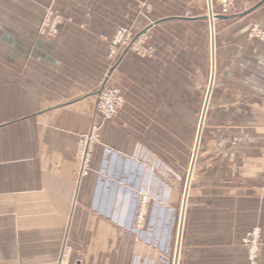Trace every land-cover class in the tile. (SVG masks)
Segmentation results:
<instances>
[{"label": "crops", "instance_id": "1", "mask_svg": "<svg viewBox=\"0 0 264 264\" xmlns=\"http://www.w3.org/2000/svg\"><path fill=\"white\" fill-rule=\"evenodd\" d=\"M49 6L67 19L50 39ZM249 10L212 23L208 0H0V264H57L65 241L69 264H173L199 127L178 264H248L254 228L264 264V43L246 37L264 0ZM120 27L150 53L110 67ZM107 76L124 104L85 166Z\"/></svg>", "mask_w": 264, "mask_h": 264}, {"label": "built area", "instance_id": "2", "mask_svg": "<svg viewBox=\"0 0 264 264\" xmlns=\"http://www.w3.org/2000/svg\"><path fill=\"white\" fill-rule=\"evenodd\" d=\"M233 0H221L223 12H228L232 7ZM62 14L57 10H47L46 20L40 27V34L42 36H48L50 38L56 37L59 31V26L66 21ZM250 36H255L264 41V33L254 29ZM144 39L136 36L129 28L120 27L116 30L113 37L108 42L109 53L108 57L112 64H114L120 54L124 50L134 49L138 53L148 54L150 49L144 48ZM124 103L120 90L111 88L107 83H102L101 89L97 96L95 112L99 122L91 123L89 132L82 137V141L79 144V152L83 158V165H87L89 162L92 146L98 140V131L102 123L112 120L117 114L118 110ZM146 201L145 197H142L139 202V206L135 216V228L140 229L143 227L146 216ZM243 245L247 252L248 264H257L260 246H261V233L259 228H254L249 231L243 239ZM71 255L70 246L64 242L57 264H69ZM79 263V260L76 264Z\"/></svg>", "mask_w": 264, "mask_h": 264}, {"label": "rangeland", "instance_id": "3", "mask_svg": "<svg viewBox=\"0 0 264 264\" xmlns=\"http://www.w3.org/2000/svg\"><path fill=\"white\" fill-rule=\"evenodd\" d=\"M240 1H242V0H233V3H232V7H231V9L228 11V12H223V7H222V4H221V0H220V5H221V7H220V13H218V14H214L213 12H212V0H208V5H209V7H210V13H209V18L211 19V21H215V20H218V19H222V17H224V16H229L230 15V13L232 12V10H233V8L236 6V4L238 3V2H240ZM244 1H246V2H248L249 4H250V10L249 11H253V10H255V9H257V7L261 4V2L263 1V0H244ZM50 9H53L51 6H49V7H46L45 9H44V15H43V19H42V22H41V26L43 25V23L45 22V20H46V12H47V10H50ZM53 10H56V9H53ZM58 11V10H57ZM61 14V13H60ZM246 14H248V13H246ZM245 14V15H246ZM237 15H239L240 17L241 16H243L244 14H234V16L236 17ZM40 26V27H41ZM128 28V27H127ZM130 29V28H129ZM254 29H256V30H258V31H260V32H262V33H264V28H262V27H260V25H258V24H256V23H252L251 25H250V27L248 28V30L246 31V37L249 39V40H258V41H260V42H263L264 43V41L263 40H261L260 38H257V37H255V36H250L249 37V35L251 34V32L254 30ZM40 30V29H39ZM131 30V29H130ZM132 31V30H131ZM39 34H40V31H39ZM41 35V34H40ZM42 36V35H41ZM42 37H44V38H48V39H50V37H48V36H42ZM124 51H129V50H124ZM108 53H109V48H108ZM121 55V54H120ZM108 61H109V63H110V67H113L114 65H115V63L117 62H115L114 64H112L111 63V61H110V59H109V57H108ZM108 79H109V76H107V78L105 79V83H107V85L109 86V87H111L110 85H109V83H108ZM102 85V84H101ZM101 85H100V87H99V91H100V89H101ZM111 88H114V87H111ZM119 90V89H118ZM121 92V91H120ZM98 94H99V92H98ZM123 97V96H122ZM123 100H124V98H123ZM124 104V103H123ZM123 106V105H122ZM111 121V120H110ZM98 140H99V131H98ZM83 137V136H82ZM82 137H81V140H80V142L82 141ZM98 140H97V142H98ZM96 142V143H97ZM95 143V144H96ZM95 144H93V146H92V149H93V147H94V145ZM179 212H180V209L178 210ZM179 212H178V214H177V216H176V223H177V225H178V219H179ZM146 214H147V208H146ZM146 217V216H145Z\"/></svg>", "mask_w": 264, "mask_h": 264}, {"label": "water", "instance_id": "4", "mask_svg": "<svg viewBox=\"0 0 264 264\" xmlns=\"http://www.w3.org/2000/svg\"><path fill=\"white\" fill-rule=\"evenodd\" d=\"M212 23H213V21H212ZM212 33H213V30H212ZM211 86H212V77H211L209 88H208V92H207V95H206V98H205V101H204L203 115H205L206 108H207V105H208V100H209V96H210ZM200 135H201V127H199V129H198L196 143H195L194 151H193V156H192V160H191V164H190V168H189V172H188V176H187V180H186L185 190H184L183 197H182V203H181V207H180L179 219H178V225H177V233H176L173 264H178L181 237H182V230H183V224H184L185 209H186L187 193H188V188H189V184H190V180H191V176H192V170H193V167H194L195 155H196V151H197L198 145H199Z\"/></svg>", "mask_w": 264, "mask_h": 264}]
</instances>
